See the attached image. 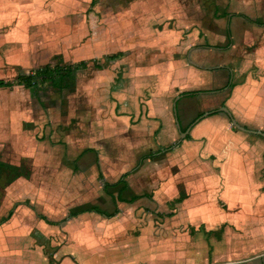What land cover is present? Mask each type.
Here are the masks:
<instances>
[{
	"label": "crops",
	"instance_id": "0c3cea01",
	"mask_svg": "<svg viewBox=\"0 0 264 264\" xmlns=\"http://www.w3.org/2000/svg\"><path fill=\"white\" fill-rule=\"evenodd\" d=\"M106 1L104 12L98 15L94 0H0V81L5 84L0 86V164L7 170L8 167L17 168L29 162L32 167L29 169L34 172L52 164L50 170H67L72 176L81 178L79 164L84 162V157L91 156L99 188L103 197L111 202L112 211L96 203L88 204L87 201V204L97 205L108 214L116 210L106 218L95 212L75 216L77 209L71 208L68 216L62 217L57 209L44 206L50 209L49 216L34 206V202L43 203L42 198L37 200L40 195L35 190L46 187L42 180L33 178L35 173L30 178H17L6 188V192L2 184L0 219L13 205L16 204V207L11 216L0 223V264H36L33 259L37 255L45 258L44 264H144L145 260L152 264H182L178 258L182 256L181 247L166 238L150 235V231L146 233V230L132 237L131 230L123 221L133 218L136 221L137 217L121 207L142 199L157 203L168 201L174 194L173 190L177 188L176 191H179L181 185L187 192L192 186L195 191H201L185 197L187 208L203 206L196 203L206 201L202 212H192L191 218L206 224V232L210 233L219 234L215 228L222 225L224 240L228 241V245H238L231 247V253H235L233 256L238 255L240 259L246 255L249 258L252 256H248L250 253L253 256L258 253V258L264 257V182L253 178L256 162L263 163L264 142L250 140L245 136L248 133L232 130L229 119L219 115L224 114L219 108L225 106L233 117L235 109H238L241 117L234 118L238 123L255 122L252 115L264 117V107L260 104L264 99L256 93L261 85L257 83L250 88L247 85L250 84V77L237 79L247 73L245 68L242 71L237 69L241 57L245 67L264 73V20H256L255 16H264L263 8L256 9L259 0L252 1L254 7L250 12L253 17L238 13V10L226 15V24L219 25L222 31L225 28L224 32L211 36L216 46H193L194 40L199 38L191 39L193 34L188 31L191 26L182 17L179 18L180 15L177 16L172 7L173 0L115 2L112 8ZM238 1L241 3V0ZM97 5L101 9V3ZM240 19L244 27L247 25L248 29L260 30L258 35L239 36L234 33L238 32ZM181 32L184 34L181 35ZM200 36L201 39H208ZM199 49H202L204 59L198 65L204 66L203 71L208 73V78L199 76L198 70L202 69L189 61ZM115 54H122L118 63L112 59L107 62L106 68L98 69L103 59ZM224 55L226 58L230 56L232 62H215L214 58ZM124 58L128 61L123 62ZM120 63H126V68H120ZM63 65L71 68V72L61 87L50 80L29 88L14 82L18 71L33 74L45 67L52 69ZM91 69L92 75L78 82L87 91L77 89L78 97L75 99V83L69 80ZM108 69L115 72L114 78ZM192 75L198 77L194 84H191ZM124 76L129 81L112 91V79L121 80ZM103 78L109 81L105 82L110 92L107 99L104 98L107 94H96L102 86L98 80ZM229 80L234 84L230 90L225 88ZM199 81L206 84L214 81L216 86L218 82L224 83L217 89H199ZM67 82L68 87L65 86ZM102 90L106 91L105 86ZM225 90L231 93L229 101L213 98L209 103L212 105L210 110L193 116L200 109L197 98L207 94L218 95ZM189 91L201 92L192 96L182 95ZM103 100L101 108L100 101ZM70 106L75 107L76 116L74 113L70 117L67 115L66 110L69 111ZM52 115L60 119L55 126L53 119L48 117ZM76 118V123L84 128L81 129L85 131L84 135L80 134V130L77 132L79 136L75 132L69 133L75 129ZM41 121L44 125L38 135ZM190 125L185 137L181 138V133ZM241 126L248 128L247 125ZM187 135L191 139H186ZM53 137H58L57 141ZM49 140L53 145L65 147L73 157L61 160L59 154L48 146ZM66 143L76 144V152ZM172 143L176 144L172 150L138 164L140 155ZM5 149L10 152L8 158ZM210 156L217 162L214 166L217 173L211 170ZM100 165L107 178L100 171ZM98 172L103 180L98 179ZM127 172L130 173L124 179L126 185L123 188V184L104 187V183L115 184ZM231 172L235 176L233 179L230 178ZM18 185L24 187L23 192L9 191ZM60 185L64 188L62 181ZM219 187L225 210L212 205L213 193ZM204 188H207V193H202ZM62 192L60 197H56L58 205L55 207L59 206L61 211L68 196V191L65 195L64 189ZM97 195L94 191V196ZM235 195L236 198H233ZM72 197L73 202L75 192H72ZM77 198L82 199L80 196ZM146 214L157 216V212L152 211ZM82 215L86 222L79 221ZM75 217L81 229L79 225L75 227ZM88 219H101L102 227L99 230L90 229ZM62 221L66 223L64 226H60ZM34 228L46 237L45 240L55 238V245L59 229H65L67 244L57 249L53 256L48 255L44 244L35 242ZM75 228L80 230V237L87 236V240H84L85 237L78 238L77 252ZM65 247L68 251L63 258L57 259L58 250Z\"/></svg>",
	"mask_w": 264,
	"mask_h": 264
},
{
	"label": "rangeland",
	"instance_id": "374dc122",
	"mask_svg": "<svg viewBox=\"0 0 264 264\" xmlns=\"http://www.w3.org/2000/svg\"><path fill=\"white\" fill-rule=\"evenodd\" d=\"M133 2L134 0H108L106 1L109 4V7L115 2ZM138 1V0H137ZM253 0H250V2H248L246 0V2L244 3V0L240 1L238 0H173L172 2V7L176 10L177 16H179V18H183L187 23L189 24L190 29L188 30L189 33L193 34L191 37V39H195V38H199V39H195L194 40V45L193 46H205V45H215L216 43L214 42L213 39H211V36L214 34H222V32H224L221 30L220 28V24L225 25L226 24V15L227 14H231V13H235L238 10V13H242L245 14V16H250L253 17V15L251 14L250 10L251 8H253V4H252ZM228 2L226 9H223L224 4ZM248 2V3H247ZM98 3H101V9L99 8V6L97 5ZM94 4L97 6V13L98 15H102V13L104 12V0H94ZM240 4V5H239ZM244 4V5H242ZM71 8H73V6H71ZM264 9V0H259L258 3L256 4V9L257 11L260 9ZM75 13V12H74ZM223 13V14H222ZM248 14V15H247ZM261 14H257L256 16V20L259 21H263L264 20V16ZM260 16V18H259ZM173 21L176 20L175 17H171ZM240 25H239V29L238 32L234 31V33H237L239 36L241 35H247V34H252V35H258V32L260 30L258 29H254L253 27H250V29L247 28V25H245V27L242 25V20L240 19ZM244 23V21H243ZM210 29L209 32L208 30ZM217 31V32H215ZM249 31V33H248ZM256 31V32H255ZM187 32V31H186ZM255 32V33H254ZM179 33V32H178ZM197 33L199 34L197 36ZM230 35H231V28H230ZM181 35H183L184 33H180ZM203 37L206 36L208 39H201V36ZM239 44V43H238ZM239 45H243V44H239ZM216 46V45H215ZM242 47L239 49V51L241 52ZM201 50L199 49L196 52V56H194V58L192 61L189 58V61L195 65V67H198L202 70H198L199 76L201 75L202 78L206 77L208 78V73L205 71H203L204 66L198 65L199 63H202L204 59V57L201 56ZM203 54H209L206 52H202ZM185 55V54H184ZM122 56V54L120 55ZM132 58L135 57V53L131 56ZM189 57V56H188ZM113 59V60H112ZM115 59H117L118 61H115ZM216 61L215 62H223V63H230L231 58L230 56H228L226 58V55L221 57H217L214 58ZM110 60H112L113 62H119V57L116 58H111V59H103V64H99L98 65V69H100L101 67L106 68V65L108 64L107 62H111ZM128 61L127 59H123V62ZM98 61V60H97ZM135 62V61H134ZM132 62V63H134ZM195 62V63H193ZM236 63V62H234ZM198 65V66H197ZM210 65V64H209ZM65 66V65H63ZM96 66V65H95ZM123 66H125L126 68V63H120V68H122ZM238 68L241 71L242 70H247V73H243L242 75L238 76L237 79L239 80H243L245 77H250V84H247L250 88L254 87L255 85H257V83L259 85H261V89H263L264 87V73L258 72L255 68L253 67H245L244 63H243V59L242 57L239 58V63H237ZM97 67V66H96ZM103 68V69H104ZM245 68V69H244ZM119 70V68H118ZM91 71V72H90ZM89 72L85 71L84 73L80 72L79 75H75V79L74 80H69L71 81L72 84L75 83V99H77L78 95H77V89H80L81 92H86L87 90L81 85V83H78L79 80L81 81V78H85L88 76H91L92 74V69ZM109 72H112L111 69H108ZM207 71V70H206ZM195 72V71H194ZM197 72V71H196ZM113 75H110L112 78H114L115 76V72H112ZM118 78V76H117ZM127 78V79H126ZM122 77L121 80H115L112 79V91H116L117 89L120 88V84L129 81L128 77ZM219 79V78H218ZM76 80V81H75ZM100 80V79H99ZM98 80V83L100 82V84L102 85L101 87H99V91L96 92V94H101L104 95L107 94L104 98L107 99L108 95H110V92L108 91L107 87L108 85L105 84L108 83L109 81L106 80L105 78L101 79V81ZM198 80V77L196 75H192L191 77V84H194L196 81ZM202 80V79H201ZM75 81V82H74ZM68 84H66L65 86L68 87L69 82H67ZM213 83L215 84V82L213 81ZM213 83H205V82H201L199 81L197 87H199V89H203V88H212V89H217V87L221 88V85L224 82H218L217 86L213 85ZM106 88V91H103L102 88ZM257 90V94L261 99H264V90ZM228 91L225 90V92L220 93L218 95H211V94H207V95H203V97H199L197 98V100L200 103V109L198 111H196V113H194L193 116H195L197 113H201V112H206L207 110H210V107L212 106L211 104H209L212 100H214L213 98H217L216 101H218L219 99L226 101V99H228L227 101L230 100L231 98V93H227ZM262 97H261V96ZM55 96V95H53ZM68 98H70V95H67ZM110 97V96H109ZM228 97V98H227ZM66 98V97H65ZM64 98V99H65ZM52 100V98L50 99ZM66 100V99H65ZM103 101H100V107L103 108ZM254 102V101H253ZM251 103H252V99H251ZM241 104V101H240ZM263 105L264 107V102L260 103ZM75 105H77V103L75 102ZM217 107H219L217 105ZM216 107V108H217ZM67 115L73 116L72 114H75V107L71 108V106L69 107V111H67ZM41 113V111H40ZM60 114V112H59ZM219 115L221 116H226L225 114L219 113ZM76 116V114H75ZM192 116V117H193ZM49 119L50 117L53 119L54 121V125L56 124L57 120L59 121V117L57 116H48ZM227 117V116H226ZM239 117H241L240 112L238 111V109H235L234 112V118L239 119ZM78 118V117H77ZM77 118L75 119V123H74V128L73 131L69 132L70 134H73L75 132V135H78L77 132L80 130V134L84 135L85 131L81 130L84 129L82 124H78L76 123ZM252 120H255V122H246V123H239L241 125H247L249 129H254V130H261L264 132V117L262 116H258L256 117L255 115L251 116ZM228 119V118H227ZM230 122V121H229ZM23 123V120L21 121V124ZM44 125V122H39L38 126V132L37 134H40V131L42 128V126ZM231 129L236 131L235 128H233V126L231 125ZM78 129V130H76ZM40 130V131H39ZM68 133V134H69ZM246 134V133H245ZM79 136V135H78ZM245 136H247V138L251 139H255V140H261L264 142V140L262 138H260L259 136L253 135V134H246ZM87 137V135H86ZM65 138V137H64ZM5 140H7V138H4ZM58 137H53L54 141H57ZM67 139V138H65ZM39 141V140H38ZM44 141L47 142V139H45ZM48 146L52 147L53 150L55 152H57L59 154V158L61 160H64L65 158H67L68 160H70V158H72L73 156L71 155V153L67 151V149L63 146L60 145H53L51 144V140L48 141ZM68 145V147L72 148V150L77 149V145L75 144V146L70 145V143H66V146ZM259 149V148H258ZM5 154H6V158H8L10 152L9 150H4ZM68 156V157H67ZM84 162H81L79 164L80 169L82 170L80 173V177L79 176H72L70 174V171H61L60 169H53L50 170L49 168H51L53 165H47V167L43 166L42 170H40V172H34L31 171L29 168H32L29 165V162L27 164H21L20 167H8L7 170H3V172H0V198L2 197V184L5 185V192H6V188L9 186H11L10 184L13 183L17 178L19 177H27L30 178L32 175L33 178H35L36 180H42V182H44V186H42L41 188H37L38 190L35 191H39L38 194L40 195L38 199L42 198L43 203H37L34 202V206H37L38 210L42 211L43 213L47 214L50 216V209L48 208H44V206L47 207H52V209H57L56 211L60 214H62L64 216H68L67 212L70 211V209L75 208L78 209L77 207L81 206V205H88V204H92V203H96L98 206H100L103 209H110L112 211V204L111 202L107 199V197H103L104 195L102 194L100 188H99V182L97 180V170L96 168H94V164H93V157H84ZM262 162L260 163V161L256 162L255 164V169L256 172L253 175L254 180L257 182L262 181L264 182V167H262L263 169H260L261 166H264V155H262ZM208 162L210 163V167L212 168L211 170L214 171L215 173H217V169L214 167L217 165V162L215 163L213 157H208ZM214 167V168H213ZM215 169V170H214ZM100 171L102 172L104 178L106 177L104 169L102 168V165H100ZM257 173V174H256ZM260 173V174H259ZM107 178V177H106ZM230 178L233 179L235 178L234 174L231 172L230 173ZM61 181L63 182V186L64 188L60 185ZM31 186V185H30ZM94 186V187H93ZM173 186V185H172ZM182 186V185H181ZM179 187V191L175 188V190H173L174 194L172 195L171 199H168V201L165 202H151V200L149 201V199H142L141 201L135 203L133 202L132 204H126L128 206L122 205L121 207L123 208V210H130L131 215L132 216H136L137 219L135 221V219H128V220H124L123 223L126 224V226H128V230H131V236L133 237V235H136L135 233H141V232H145L150 231V235L153 236H158L160 238H166L167 240H169V242L175 243L176 245H178L179 247H181L179 250H181V254L182 256L178 257L180 259V263L182 264H264V257H260L258 258V253L256 255L253 256L252 253H250L248 257H245L246 255H243L244 258H238V255L233 256V254L235 253H231L232 248L231 247H237V244H229L228 245V241H225L224 238L222 236V229L220 225L219 227L215 228V232L219 233H210V232H206L208 227L206 224L201 223V221H193V218H191V213H196V214H200L202 212L201 209H203L204 204L206 203V201H201L199 203V205H203V206H198V205H194L191 206L189 208H187V206L185 205L187 201V199L185 198L187 194H192L194 195L199 194L201 191H195L196 188H191V193L187 192L186 189L182 187ZM94 188V189H93ZM24 187L23 186H13L12 188H10L9 191L12 192H23ZM64 189V195L65 192L68 191V196L65 197L66 201L63 203V209L62 211L60 210L59 206L57 208L56 205V199L58 197H60V195L63 194L62 190ZM173 189V188H172ZM220 190L221 188L219 187V189H215V193H213L212 196V201L214 204H212L213 206L218 205V208L224 209L225 210V204L223 202V200H221L220 197ZM94 191L96 192V194H98L97 196H94ZM176 191V192H175ZM207 188H204L202 190V193L205 192L207 193ZM218 191V193H217ZM223 191V190H222ZM72 192H75V199L72 202ZM77 196H80L82 199L80 200L79 198L76 199ZM127 196V195H126ZM57 197V198H56ZM100 197H102L103 199H100ZM236 198V195L233 197ZM87 201L89 202L87 204ZM107 201H109V203H107ZM206 206V205H205ZM50 207V208H51ZM107 207V208H106ZM111 207V208H110ZM36 208V207H35ZM71 209V210H72ZM194 209V210H193ZM110 211V212H111ZM148 211H152V212H157V216L155 215H149L146 214ZM7 213V212H6ZM5 213V214H6ZM32 216V215H31ZM55 217V215H54ZM61 217V218H62ZM34 219V217H32ZM51 219V217H49ZM89 218V217H88ZM76 217H75V227L79 225L80 229L81 226L80 224H76ZM85 216H80V222H86L85 220ZM52 220H54V218H52ZM70 220V219H69ZM132 222H130V221ZM66 221V220H65ZM65 221H62L63 223L60 224V226H64L66 223ZM88 227L92 230H99L102 227V221L101 219H88ZM127 222V223H126ZM85 224V223H84ZM90 224V225H89ZM149 224V226H148ZM48 226L50 225H55V224H47ZM141 228H144L143 231H141ZM60 233L59 235H57V244L55 245V242L52 240L48 239L45 240L46 237H44L43 235H40L39 232L37 231L36 228H34V231H32L33 233V237L35 238V242H37V244L39 242H42L44 244V247L46 248L45 252L51 256H53V254H55L57 249H60L61 246L66 245L67 244V233L65 231V229H59ZM224 231V230H223ZM80 230L78 229L76 231L75 228V252H77L78 247H79V234ZM98 232V231H97ZM130 237V235H127ZM84 240H87V236L85 235H81L80 238H84ZM1 238V237H0ZM146 238V237H145ZM101 242H103V239H100ZM51 244H53V246H51ZM163 244V243H161ZM164 246H166L164 244ZM77 249V250H76ZM67 248H62L60 251L58 250V255H57V259L59 258H63L65 253L67 252ZM261 252V251H260ZM259 252V253H260ZM264 253V252H262ZM255 254V253H254ZM37 255V254H35ZM34 255V256H35ZM61 255V256H60ZM79 255V254H78ZM260 255V254H259ZM264 255V254H263ZM242 256V257H243ZM79 258L82 260V262H85V259L83 258V256L79 255ZM44 257L43 259L37 255L36 258L33 259V262H35L36 264H44ZM146 259H148L146 257ZM55 260V259H54ZM144 264H152V263H147V260H145ZM155 264H161V263H155ZM162 264H169V263H162Z\"/></svg>",
	"mask_w": 264,
	"mask_h": 264
},
{
	"label": "trees",
	"instance_id": "16d2710c",
	"mask_svg": "<svg viewBox=\"0 0 264 264\" xmlns=\"http://www.w3.org/2000/svg\"><path fill=\"white\" fill-rule=\"evenodd\" d=\"M120 54H115L112 56H109L105 59H111V58H116L119 57ZM84 63H81V65H83ZM71 68L69 69L66 66H59V67H55V68H49V67H45L42 68L40 70L35 71L33 74H25L21 71H18L15 75L14 78V82H16L17 84H21L24 87H34L37 86L39 83H43L46 80H50L53 81V83L57 86H62L63 83L66 82L67 78L69 77ZM5 85L2 81H0V86ZM234 84H232V82H230V80L228 81L227 85L225 86V88H228L229 90L233 87ZM201 91H189V92H184L182 93V95H186V96H192L195 95L197 93H200ZM246 127V126H243ZM186 139H191L189 135L186 136ZM175 143L169 144L167 146H161L159 147L158 150L156 151H150V152H146L142 155H140L139 159H138V164L142 163L145 160H150V159H154L155 157H157L160 154H163L165 152H168L170 150H172L175 147ZM6 166L0 164V172H3V170H5ZM130 172L125 173L115 184H107L104 183V187H109V186H117L120 184H123L122 188L126 185L124 179L129 175ZM98 179L103 180V176L100 172H98ZM132 200L128 201L131 202ZM28 207L33 209V206L31 204H26ZM16 207V204L13 205L7 212L6 216L4 218L0 219V223L6 221L12 214L13 209ZM83 212H95L99 215H102L103 217L109 218L113 215V213H116V210L111 213L108 214L102 210H100V208L97 205H92V206H85L82 208H79L75 211V216H77L80 213Z\"/></svg>",
	"mask_w": 264,
	"mask_h": 264
},
{
	"label": "water",
	"instance_id": "95a60500",
	"mask_svg": "<svg viewBox=\"0 0 264 264\" xmlns=\"http://www.w3.org/2000/svg\"><path fill=\"white\" fill-rule=\"evenodd\" d=\"M219 111H220V112H223V113L227 116V118L229 119L230 123L232 124V126H233L235 129L240 130V131H242V132H246V133H248V134H253V135L260 136V137L264 138V132H263V131H261V130L249 129V128H245V127L241 126V125H240V124L234 119V117L232 116L231 112H230L225 106L219 108ZM204 115H206V114H204ZM200 117H201V116H200ZM200 117H199V118H200ZM199 118H198V119H199ZM198 119H197V120H198ZM197 120H195V122H197ZM191 125H192V124H191ZM191 125L186 129L185 132L181 133V138H184V137H185V135H186V133L189 131Z\"/></svg>",
	"mask_w": 264,
	"mask_h": 264
}]
</instances>
